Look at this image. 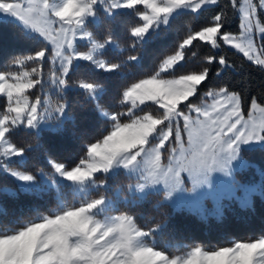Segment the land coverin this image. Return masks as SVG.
Wrapping results in <instances>:
<instances>
[{"label": "snow or ice", "instance_id": "6c2138e0", "mask_svg": "<svg viewBox=\"0 0 264 264\" xmlns=\"http://www.w3.org/2000/svg\"><path fill=\"white\" fill-rule=\"evenodd\" d=\"M209 13L207 23L189 24L143 71L147 46L179 18ZM234 17L237 33L229 30ZM2 22L38 46L0 70V172L14 178L20 193L53 192L54 204L44 211L29 206L31 219L21 215L17 227L0 229V264H264V235L223 246L194 243L176 255L172 249L185 245L162 239L169 212L142 224L132 211L155 195L159 208L206 219L205 201L212 199L222 219L221 197L243 192L239 206L247 210L257 195L264 199V170L255 184L238 178L252 167L244 153L264 149V92L246 98L227 85L209 87L213 75L234 69L221 54L225 48L264 72V0H0ZM199 47L210 54L189 68ZM85 65L119 81L107 107L101 101L108 88L76 78ZM73 92L94 105L93 119L104 123L97 135L79 126ZM68 122L84 143L82 155L66 161L40 141L48 132H67ZM37 149L50 153L48 171L28 169ZM121 174L128 182L107 195Z\"/></svg>", "mask_w": 264, "mask_h": 264}, {"label": "trees", "instance_id": "16d2710c", "mask_svg": "<svg viewBox=\"0 0 264 264\" xmlns=\"http://www.w3.org/2000/svg\"><path fill=\"white\" fill-rule=\"evenodd\" d=\"M209 14L205 17L193 20L190 16L179 18L172 29L167 33L166 37L156 40L150 46H147L143 51V71H149L155 62V58L164 48L173 47L179 41L185 32L188 30L189 24L193 27H198L201 24L207 23ZM239 19L233 18L229 30L238 32ZM124 45L126 41L121 40ZM38 45L34 41H28L21 35L20 29L13 23H0V70L3 65L10 61L13 56L24 55L32 51ZM197 51V57L193 58L194 63L188 65L189 68H194L201 63L204 55L210 54L209 50L204 47L193 49ZM214 51V50H213ZM129 53H124L128 55ZM221 54L227 55L230 62L234 65V69H228L221 73L219 77L213 75L211 77L210 88H218L222 85H227L231 90L240 92L244 97L257 96L264 92V72L259 68L249 63L241 54L233 49L225 48ZM108 56L116 55L109 52ZM77 79L94 78L99 83L109 89V95L101 102L108 106L112 96L120 87L119 81L114 77H109L104 73L95 72L90 66L85 65L80 73L77 74ZM207 91V89H204ZM70 100L73 106V115L77 117L79 126L86 132L95 136L104 127V123L100 120L93 119L98 116L94 112V105L89 104L85 96L80 92H73L70 95ZM2 103V100H0ZM66 127L69 129L64 134L48 132L41 143L53 145L55 152L63 159L75 160L79 155H82L84 141L75 139L72 135V125L68 122ZM20 139L32 142L30 138L21 134ZM50 153L37 149L30 153L28 159V169L36 172L39 169L48 171L46 163L47 156ZM244 157L250 162L252 167L243 170V178L260 180L259 170H264V149L259 147L254 148L244 153ZM256 165H255V164ZM18 167V165H15ZM128 182L127 177L123 174L110 181L111 188L106 193L113 195L114 190L123 186ZM5 189L11 192L18 193L17 196L5 194ZM51 191L44 192L40 197L30 196L19 192L18 186L14 178L0 172V229L17 227L18 217L23 216V220L31 219L35 214L28 211V207L32 205H40L41 211L54 204ZM159 196H151L147 201L139 206H132L133 214L137 215L142 224H149L159 219L164 212H169L168 229L163 240L173 239L174 242H182L185 246L172 249L174 254L184 253L189 249V245L194 243H202L207 247L223 246L232 240H241L256 238L264 235V199L258 195L255 197V207L252 210L242 209L238 202H230L226 205L225 215L222 219H218L214 214H209L206 219H201L195 213L183 210H172L167 208L157 207ZM23 209V213L21 212ZM129 210L128 207L122 206L121 211Z\"/></svg>", "mask_w": 264, "mask_h": 264}, {"label": "rangeland", "instance_id": "374dc122", "mask_svg": "<svg viewBox=\"0 0 264 264\" xmlns=\"http://www.w3.org/2000/svg\"><path fill=\"white\" fill-rule=\"evenodd\" d=\"M233 33H237V32H233ZM234 50V49H233ZM198 103L200 102V101H197ZM245 159H246V157H245ZM247 160V159H246ZM248 161V160H247ZM249 162V161H248ZM250 163V162H249ZM255 164V163H254ZM256 165V164H255ZM13 167H16L15 165H13ZM243 172V171H242ZM241 172V173H242ZM239 174V180L242 182V183H245V184H255V183H258L259 182V180L257 181V180H254V179H250L249 177H245V178H243V176H244V173L243 174ZM243 196V192H239V193H237V198H235V199H226V198H224V197H221L223 200H224V203L226 204V205H228L230 202H238L239 203V197H242ZM205 207H206V209H207V216L209 215V214H214V211H215V204H214V201L212 200V199H208V200H206L205 201ZM188 250H190V248L189 249H187L185 252H187ZM184 252V253H185ZM184 253H178V254H176V255H183Z\"/></svg>", "mask_w": 264, "mask_h": 264}]
</instances>
